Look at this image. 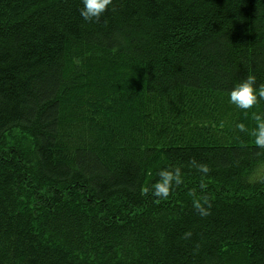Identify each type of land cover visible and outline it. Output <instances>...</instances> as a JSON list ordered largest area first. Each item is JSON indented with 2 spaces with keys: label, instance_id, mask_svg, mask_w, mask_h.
Here are the masks:
<instances>
[{
  "label": "trees",
  "instance_id": "16d2710c",
  "mask_svg": "<svg viewBox=\"0 0 264 264\" xmlns=\"http://www.w3.org/2000/svg\"><path fill=\"white\" fill-rule=\"evenodd\" d=\"M82 7L0 0V264H264V0Z\"/></svg>",
  "mask_w": 264,
  "mask_h": 264
},
{
  "label": "clouds",
  "instance_id": "9594fccd",
  "mask_svg": "<svg viewBox=\"0 0 264 264\" xmlns=\"http://www.w3.org/2000/svg\"><path fill=\"white\" fill-rule=\"evenodd\" d=\"M83 7L80 9V15L85 21L99 20L101 16L108 9L112 0H82ZM259 99H264V86L259 88L256 87L255 75H249L244 81L240 82L235 86L230 93V101L241 109H251L255 104L258 103ZM255 120L258 124L256 132L255 143L264 147V117L259 114H255ZM241 131L244 130V126L238 125ZM203 171H207V168H203ZM171 179V177H168ZM176 182L179 183V177L177 176ZM167 183V180H165ZM157 195H167V192L159 189L156 192ZM206 202V201H205ZM196 207L200 209L202 215H207V209L197 203Z\"/></svg>",
  "mask_w": 264,
  "mask_h": 264
}]
</instances>
